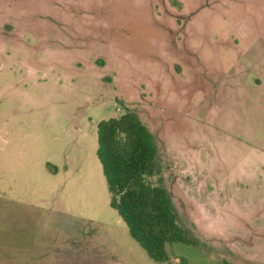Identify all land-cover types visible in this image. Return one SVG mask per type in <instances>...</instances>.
I'll return each mask as SVG.
<instances>
[{"label": "rangeland", "instance_id": "obj_1", "mask_svg": "<svg viewBox=\"0 0 264 264\" xmlns=\"http://www.w3.org/2000/svg\"><path fill=\"white\" fill-rule=\"evenodd\" d=\"M157 144L195 244L154 262L109 204L98 121ZM264 264V0H0V264Z\"/></svg>", "mask_w": 264, "mask_h": 264}, {"label": "trees", "instance_id": "obj_2", "mask_svg": "<svg viewBox=\"0 0 264 264\" xmlns=\"http://www.w3.org/2000/svg\"><path fill=\"white\" fill-rule=\"evenodd\" d=\"M96 155L110 194L109 204L125 222L130 235L154 262L171 258L168 244H195L179 225L165 187L150 178L159 172L157 144L136 112L98 121ZM180 264H186L180 260Z\"/></svg>", "mask_w": 264, "mask_h": 264}]
</instances>
